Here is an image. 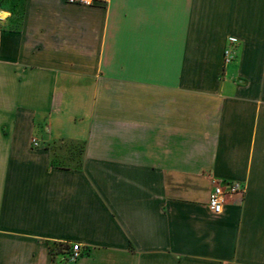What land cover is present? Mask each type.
<instances>
[{
	"label": "crops",
	"instance_id": "crops-1",
	"mask_svg": "<svg viewBox=\"0 0 264 264\" xmlns=\"http://www.w3.org/2000/svg\"><path fill=\"white\" fill-rule=\"evenodd\" d=\"M0 10V264H264V0Z\"/></svg>",
	"mask_w": 264,
	"mask_h": 264
},
{
	"label": "built area",
	"instance_id": "built-area-1",
	"mask_svg": "<svg viewBox=\"0 0 264 264\" xmlns=\"http://www.w3.org/2000/svg\"><path fill=\"white\" fill-rule=\"evenodd\" d=\"M97 0H67L71 4L92 5ZM4 19L3 11L0 10V21ZM235 56V49L227 48L224 52L225 64L230 63ZM33 145L38 146L37 138H33ZM245 187L243 184L235 181H218L214 184L209 195L208 206L215 214H221L227 200L233 195H244ZM64 254H66L67 264H75L82 256V246L78 242L63 243L61 245Z\"/></svg>",
	"mask_w": 264,
	"mask_h": 264
},
{
	"label": "trees",
	"instance_id": "trees-1",
	"mask_svg": "<svg viewBox=\"0 0 264 264\" xmlns=\"http://www.w3.org/2000/svg\"><path fill=\"white\" fill-rule=\"evenodd\" d=\"M58 253H60V252L58 251Z\"/></svg>",
	"mask_w": 264,
	"mask_h": 264
}]
</instances>
